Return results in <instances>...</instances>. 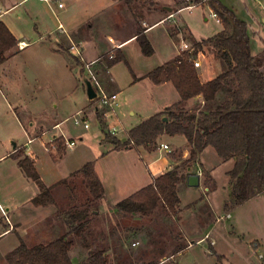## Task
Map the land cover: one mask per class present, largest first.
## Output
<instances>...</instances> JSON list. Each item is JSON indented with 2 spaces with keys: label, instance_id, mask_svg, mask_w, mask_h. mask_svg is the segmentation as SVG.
Listing matches in <instances>:
<instances>
[{
  "label": "rangeland",
  "instance_id": "374dc122",
  "mask_svg": "<svg viewBox=\"0 0 264 264\" xmlns=\"http://www.w3.org/2000/svg\"><path fill=\"white\" fill-rule=\"evenodd\" d=\"M13 1L16 0H9ZM79 2L82 7L70 15L71 0L58 2L65 6L62 10L57 8L55 0L49 3L50 7L41 0H27L11 14L20 17L21 32L34 44L23 52L15 50L0 64V156L12 151L14 145L18 151L0 160V232L11 230L0 236V264H7L5 257L21 242L28 248L44 246L80 225L79 236L73 231L68 234L73 243L69 253L73 263L85 261L93 252L103 251L107 264H264V192L225 211L224 204L231 203L230 198L227 200L231 197V187L228 188L224 172L230 170L232 164L220 160L212 148H208L201 160L216 172L214 193L205 171L199 188L185 187V177L198 168L189 172L183 168L187 156L182 159V155L190 146L188 149L177 139L160 137L151 150L143 147L115 150L107 142V129L100 124V113L95 112V104L86 97L83 78L87 73L71 50L70 41L66 37L60 39V45L71 50L70 54L78 59L75 62L71 56H66L69 65L74 67L71 75L48 67L39 44H49L59 36L58 23H69L71 27L77 22L82 24L71 38L77 48L81 40L84 41V52L80 51L83 59L96 58L94 67L99 71L98 80L106 92L117 95L120 128L116 136L111 137L124 143L131 129L151 116L165 113L167 107L179 101L171 83L154 85L147 74L185 51L192 53L193 45L201 40L199 37L205 39L221 26L203 7L204 3L196 5L185 0ZM222 2L235 10L239 20L247 23L257 67L264 71V24L261 22L264 15L253 0ZM163 3L171 7L173 17L144 33L152 54H142L135 38L119 50L125 61L106 67L105 59L116 54L115 44L133 34L136 37L145 25L152 26L154 20L148 10L152 6L162 9ZM188 6L192 8L185 9ZM31 9L33 13H25ZM164 12L160 13L166 15ZM65 14L68 20L63 17ZM40 36L42 40H38ZM17 49L21 50L19 44ZM196 60L200 63L196 69L202 79L207 75L214 78L215 71L227 69L221 58L208 51L198 53ZM29 64L35 66L34 71ZM198 107H201L198 102L190 105V109ZM204 108L210 109L203 106L202 110ZM77 112L81 114L76 116ZM75 119L78 125H74ZM83 121L88 129L83 128ZM55 124H59L57 129L52 127ZM63 136L73 142L71 147ZM61 138L63 143L59 146ZM29 139L34 141L28 143ZM160 144L167 145L169 152L159 148ZM28 151L31 158L26 154ZM25 157L37 160L33 164L35 173L51 190L53 202L46 208L35 207L30 201L37 187L26 168L19 166ZM158 158L178 163L175 167L173 164L161 167V171L165 173L171 167L178 169L182 179L177 191H180L182 206L179 204L172 214L159 205L147 217L117 212V202L144 188L146 167ZM87 163L93 165L105 198L103 196L96 207L89 208L85 217L74 223L69 220L70 216L82 212L92 199L83 178L75 175ZM203 187L208 188V192ZM224 199L227 201L222 203ZM93 210L97 214L94 215ZM206 232L211 238L206 240L207 236L198 243V238ZM258 244L256 255L249 257V248L254 249ZM217 256L221 257L220 262Z\"/></svg>",
  "mask_w": 264,
  "mask_h": 264
},
{
  "label": "trees",
  "instance_id": "16d2710c",
  "mask_svg": "<svg viewBox=\"0 0 264 264\" xmlns=\"http://www.w3.org/2000/svg\"><path fill=\"white\" fill-rule=\"evenodd\" d=\"M202 1L192 0L196 5L202 4ZM204 4L215 14L222 30L213 37L197 41L192 53L185 51L147 74L154 85L171 83L179 101L167 108L165 113L151 116L131 129L124 143L110 135L107 142L119 151L134 147L151 150L161 136H183L190 146L182 163L185 170L196 163L205 148H213L220 160H234L232 170L227 173L231 203L229 206L225 203L224 210L229 211L264 192V71L259 70L252 54L247 24L219 0H205ZM135 38L142 54L151 55L152 49L144 30L137 32ZM16 45V39L0 22V64L5 62L6 54ZM206 51L221 58L227 69L215 71L216 76L202 84L193 61L198 53ZM115 53L113 58L105 59L106 67L125 61L119 49ZM198 96L202 97L203 106L210 109L206 110L207 107L199 112L196 109L185 110L184 104ZM62 143L63 140L59 146ZM33 164L27 157L19 162L38 188L32 203L36 207L50 206L53 202L51 190L42 184ZM75 175L83 178L92 199L87 201L82 212L70 216L69 220L74 223L85 217L86 211L96 207L104 196L103 185L91 163L85 164ZM181 179L177 168L169 170L153 179L151 184L117 202L115 210L124 215L147 217L162 205L168 213L175 214L180 204L177 184ZM94 211L93 214H97ZM81 227L70 229L68 234L73 231L79 236ZM68 234L33 248L21 242L5 257L6 263L74 264L69 256L73 243ZM211 252L215 254L213 249ZM217 259L220 262L221 257L217 256ZM77 264H107V260L103 251H97Z\"/></svg>",
  "mask_w": 264,
  "mask_h": 264
},
{
  "label": "crops",
  "instance_id": "0c3cea01",
  "mask_svg": "<svg viewBox=\"0 0 264 264\" xmlns=\"http://www.w3.org/2000/svg\"><path fill=\"white\" fill-rule=\"evenodd\" d=\"M26 1L27 0H16V1H13V2H9V0H0V22L1 23H3L4 25H5V27L8 29V31L12 34V36L16 39V42H17V45L19 44V43H25V46L21 49V50H18L17 49V45H16V47H14L13 49H11L7 54H6V56H11V54L10 53H14V51L15 50H17V52H23V51H25L27 48H29L30 46H31V44H34V43H31V42H28V40L25 38V36H24V34L21 32V30H22V27L19 25V21H20V17L19 16H11V14L13 13L14 14V12L18 9V8H20L22 5H24L25 3H26ZM41 1H43V0H41ZM50 2L52 1V0H49ZM55 1H57V2H60V0H55ZM90 1H92V2H94V0H90ZM96 1H99V0H96ZM224 6H226L227 8H229V9H231L233 12H234V14L236 15V12H235V10H233L231 7H229L227 4H225V2H222V0H219ZM253 1H255L256 2V5H257V7H258V9L260 10V13L261 14H263L264 15V2H260V1H258V0H253ZM44 3H46L47 4V6L48 7H50L49 6V3L50 2H45V1H43ZM71 7H70V11H69V15L71 14V13H73L74 11H76V10H79L81 7H82V5H81V3L79 2V0H71ZM64 7L65 6H63L61 9H59V10H62V9H64ZM203 7H206L207 9H208V11H209V13H210V15L212 16V14H214L209 8H208V6H206V5H203ZM164 8H170V11H167V10H165ZM51 10V9H50ZM98 10V9H97ZM164 10L166 11V15H163V13H160V12H164ZM185 10V9H184ZM100 11V10H99ZM99 11H97L98 13H99ZM182 11V10H181ZM177 12H178V10H177ZM180 12V11H179ZM25 13H33L32 12V9L31 10H29V11H25ZM91 13H92V15H93V12L91 11ZM94 13H95V11H94ZM148 13L149 14H151L150 16H152L153 17V24H152V26H150V27H147V25H145V26H143V28H144V33H147V32H149V29L151 30L153 27H156V26H158V25H160V24H162V22H164L165 20H167V19H169L168 17L170 16V15H173V12H172V9H171V7L168 5V4H165V3H163L162 4V9H159V8H157V6H152V7H150V9L148 10ZM165 13V12H164ZM237 16V15H236ZM64 18H65V20H68V18H69V16H68V14H65L64 16H63ZM216 20V19H215ZM205 21H206V19H205ZM261 22L264 24V16H261ZM216 23H218L220 26H221V24H220V22H217L216 21ZM246 23V22H245ZM247 24V23H246ZM82 24H79L78 22L74 25V26H70L69 25V23H66L65 25L64 24H62V23H58V25H57V27H56V30H58L59 31V33L60 34H58L59 36H57V37H54V40L51 42V43H39V44H41L40 45V47L42 48L41 50L43 51V54L45 55V59H44V61L46 62V65H48V67H51V66H53V68H56V69H59V71H63L65 74H69V75H71V73L72 72H74L73 71V68L74 67H72L73 65H69V63H68V59H67V57L66 56H71L73 59H75L76 61H78V59L77 58H75L74 56H72L71 54H70V52H71V50L70 51H68V50H65V48L63 47V46H61L60 44H61V42H60V39L61 38H63V37H66L67 38V40H69L70 41V43H72V44H74L73 43V38H71V37H73V35H75L76 34V30L81 26ZM60 26L62 27L61 29H60ZM89 27H91V26H89ZM222 30V26H221V28H220V30L218 31V32H215L213 35H211V36H209V37H213V36H215L217 33H219L220 31ZM76 37V36H75ZM74 37V38H75ZM209 37H205V38H209ZM250 37V36H249ZM42 36H40L39 37V39L38 40H42ZM200 39H203L204 37H199ZM76 39V38H75ZM36 41V40H35ZM35 41H33V42H35ZM130 41H135V34H133L132 36H129L128 38H126L125 40H122V41H120V42H118V43H116L115 44V46H114V48L115 49H119V50H121L122 49V47L126 44V43H128V42H130ZM84 41L83 40H81V42L79 43L80 44V47H78L79 48V50L80 51H82V52H84V48H83V46H84V43H83ZM251 42H252V39L250 38V46H251ZM63 47V48H62ZM64 51H67V53L66 52H64ZM252 51V50H251ZM252 54L253 55H255L256 53H254L253 51H252ZM93 61H96V58H89V59H87L86 60V58H85V60L83 59V57H82V63L84 64V62H86V63H91V62H93ZM5 63V62H4ZM3 63V64H4ZM30 65V67H32V68H30L31 70H35V66L33 65V64H29ZM95 71H96V73H97V76H100L99 75V71H97V69H96V67H95ZM198 77H199V80H200V82L202 83V84H204V83H206V82H208V81H210L211 79H213V78H209V76L207 75L206 76V78L205 79H202L201 78V76L198 74ZM101 84H102V86H103V83L101 82ZM165 84H167V83H164V84H160V85H158V86H162V85H165ZM178 102V101H177ZM193 102H198L199 104H201V107H198V109H196V112H199V111H201L202 110V107H203V99H202V97L201 96H198V97H196L195 99H193V100H190V101H188L187 103H185L184 104V108H185V110H191L190 109V105L193 103ZM176 103V102H175ZM168 108V107H167ZM132 114V113H131ZM58 125L59 124H55L54 126H52V127H55L54 129H57V127H58ZM32 127V126H31ZM63 137H65V136H63ZM161 137H169V136H167V135H164V136H161ZM169 138H171L172 140L173 139H177V140H179V142L180 143H182V144H185L186 146H188L187 148L189 149V145L187 144V141H186V139L183 137V136H180V135H176V136H173V137H169ZM30 140V139H29ZM28 140V141H29ZM34 141V140H33ZM32 141V142H33ZM31 142V143H32ZM208 148H211V147H207V148H205L202 152H201V154L198 156V159H197V161H196V163L195 164H193L191 167H190V171H192L193 169H195L196 167L198 168L197 170L195 169L194 170V172L192 173V174H195V175H198L199 176V186L197 187V188H199L201 185H202V172L203 171H205V172H207V176L210 178H208V180L210 181V183H211V186H212V189L214 190L213 191V193L217 190V184H216V172L214 171V170H212L213 168H209V167H207L205 164H203V162H202V160H201V157L203 156V154L208 150ZM212 150L214 151V149L212 148ZM15 151H16V148H15V150H12V151H10V152H8L7 154H4V155H1L0 156V160H2L4 157H6V156H8V155H11V154H13V153H15ZM30 153H31V151H28V152H26V154L31 158V155H30ZM214 153L216 154V152L214 151ZM188 155V150H185L184 152H183V155H182V159H184L186 156ZM217 156V155H216ZM218 157V156H217ZM219 158V157H218ZM36 161L37 160H35V161H33L34 162V164L36 163ZM160 161V165H158L157 166V163ZM228 161H230L231 162V167L233 168V166H234V160H228ZM151 165H149V167L147 166L146 168V172H147V179H146V182L144 183V187H146L147 185H149V184H151L152 183V181H153V179H155V178H157L158 176H160L161 174H163V172L161 171V167L163 168V167H169V165H174L173 167H175V166H177L178 165V163L176 162V161H173V160H171V162L169 163L168 161H167V159H166V161H164L163 159H157V160H155L154 162H151L150 163ZM232 168L230 169V170H227V171H225L224 172V176L225 177H227L228 178V180H227V184H228V188H229V185H230V180H229V177L227 176V173L228 172H230L231 170H232ZM173 168L171 167V169L170 170H172ZM190 173H188V175H189ZM187 175V176H188ZM187 176H186V181H185V187H187L188 189H192V188H190V187H188L187 186ZM37 187V186H36ZM203 189H204V191H207L208 192V188H205V187H203ZM180 192V191H179ZM179 192H178V198H179V200H180V196H179ZM38 194V188H37V193L32 197V199L36 196ZM229 195H230V193H229ZM104 198H105V193H104ZM229 196H228V198H227V200H229ZM32 199L30 200L31 201V203H32ZM252 199V198H251ZM226 199H224V200H222V203H224V202H226L227 201ZM2 201L6 204V200L3 198L2 199ZM249 201V200H248ZM33 204V203H32ZM180 205L182 206V203H181V200H180ZM34 206V205H33ZM2 207V206H1ZM36 207V206H35ZM47 207V206H46ZM46 207H42V208H46ZM8 210V212L10 211V209H7ZM9 220V219H8ZM8 223V225H9V223H10V221H8L7 222ZM9 231H11L9 228H7L6 230H3L2 232H0V236L1 235H3V234H5V233H7V232H9ZM207 236H208V238H207ZM205 238H207L206 240H208V239H210L211 238V234L209 235V232H206L205 233V235L204 236H202V237H200V238H198V243L199 242H202ZM194 240H192L191 242H193ZM212 244H214V241L212 240L211 241V246H213ZM259 244L258 245H256L255 246V248L254 249H252L251 247L249 248L250 249V252H251V254L249 255L248 254V256L249 257H253V256H255L256 255V253H257V251L259 250ZM214 250V249H213ZM71 252V251H70ZM1 255V254H0ZM165 259V258H164ZM70 260L72 261V263H73V260L71 259V257H70ZM77 261V263H79V262H82V260H79V262H78V260H76ZM76 262L74 263V264H77Z\"/></svg>",
  "mask_w": 264,
  "mask_h": 264
},
{
  "label": "built area",
  "instance_id": "2783aa9c",
  "mask_svg": "<svg viewBox=\"0 0 264 264\" xmlns=\"http://www.w3.org/2000/svg\"><path fill=\"white\" fill-rule=\"evenodd\" d=\"M45 2H49V0H43ZM186 2H192V0H185ZM58 3V2H57ZM202 3H205V0L202 1ZM194 4V3H193ZM63 5L61 3L57 4V8L61 9ZM192 6H188L185 9H191ZM264 9V8H263ZM181 11V10H180ZM173 15H170L168 18H172ZM212 17L216 19L217 22L219 20L215 16V14H212ZM62 27L60 26V29ZM25 46L24 43H19L20 49H22ZM71 50L75 51V57L79 58L82 61V55L79 50L74 44L71 43ZM109 58H113L112 55L109 56ZM97 61H93L91 63H84V69L87 73V77H85L90 85L92 86L94 92H95V98L92 100V103H94L93 109L95 112L100 113V124L104 125V128H106V132L110 136H116V134L119 131L120 128V122L117 116V95L116 94H111L105 91L103 88L102 84L98 80L97 73L95 71V63ZM193 65L195 68L200 67V63L197 60L193 61ZM81 112H77L76 116L80 115ZM79 122L75 119L74 120V125H78ZM88 124L86 121H83V128L88 129ZM64 138V137H63ZM65 139V138H64ZM66 140V139H65ZM32 141L29 140L28 143H31ZM68 147H71L73 145V142L67 141ZM162 150H166L169 152L168 146L165 144H160V147ZM4 214V213H3Z\"/></svg>",
  "mask_w": 264,
  "mask_h": 264
},
{
  "label": "water",
  "instance_id": "95a60500",
  "mask_svg": "<svg viewBox=\"0 0 264 264\" xmlns=\"http://www.w3.org/2000/svg\"><path fill=\"white\" fill-rule=\"evenodd\" d=\"M164 9L167 11H170V8H164ZM83 85L85 87V93H86L87 99L89 101H92L95 98V92L86 78H83ZM163 120L166 121L165 118ZM15 148L16 147L14 145L12 150H15ZM189 171H190V168H188V172ZM187 186L190 188H197L199 186V176L195 174H189L187 176ZM165 261H166V258L163 259V262Z\"/></svg>",
  "mask_w": 264,
  "mask_h": 264
}]
</instances>
